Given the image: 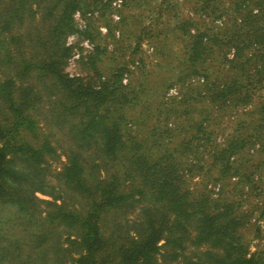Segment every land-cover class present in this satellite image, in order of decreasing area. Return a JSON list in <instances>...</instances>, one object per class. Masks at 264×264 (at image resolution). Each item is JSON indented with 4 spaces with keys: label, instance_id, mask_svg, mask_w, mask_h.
I'll use <instances>...</instances> for the list:
<instances>
[{
    "label": "rangeland",
    "instance_id": "374dc122",
    "mask_svg": "<svg viewBox=\"0 0 264 264\" xmlns=\"http://www.w3.org/2000/svg\"><path fill=\"white\" fill-rule=\"evenodd\" d=\"M16 1V16L11 24L16 36L15 39L7 36L4 41L21 47V58H26L30 56V42L34 38H43L49 22L55 23L61 3L53 2L51 9L45 10L49 1ZM77 1L80 2V9L72 15V31H68L65 24L63 26L64 45L68 49L63 63L64 74L79 79L86 87L101 89L108 94L109 89L114 90L116 94L125 95L123 97L128 102L123 103L122 109H118L122 103L117 100L98 103L94 97H83L80 103L75 102L47 72L34 66L27 75L14 77L18 83L33 86L30 93L36 101L34 119L37 130L27 136L26 142L39 146L46 141L52 148L38 167L16 155L13 165L24 168L27 174L20 182L23 188L20 195L24 199L18 200L15 205L0 200V264H79L76 260L81 245L75 241L80 231L60 221L56 212L61 206L68 211L86 212L94 198L75 192L65 182V166L72 154H78L89 186L101 179L109 182V176L114 173L122 184L125 179L119 167L121 165L103 148L104 129H100L98 123L94 122L85 139L81 140L82 131L91 121V114H96V121L102 117L109 125V111L117 109L131 120L130 130L124 129L126 141L127 136L140 140L149 137L152 132L162 134L169 130L172 134L169 149L182 147L177 154L181 162L180 170L175 174L192 194L201 195L210 191L212 197L218 196L220 185L215 181L217 173L210 171L213 158L206 152L208 148L203 147L205 151H202L199 147L196 154L198 166L193 168L190 165L195 160L190 144L197 142L191 140L192 135L196 138L193 125L206 116L204 112H209L211 117L206 118V126L209 124L215 137L212 150L209 148L212 152L225 148L235 124L243 122L251 126L261 118L258 107L264 99V90L252 91V104L247 107L216 112L209 107L205 97L201 98L204 95L201 76H188L183 72L188 64L184 61L185 51L192 35L203 32L220 40L225 33L235 31L232 26L235 14L229 10L232 0ZM47 31L50 32L49 29ZM41 45L35 46L37 51L41 50ZM217 54L213 55L208 66L219 61ZM16 57L20 59V55L16 54ZM32 60L30 62L40 63L37 57ZM8 72L12 77L16 74V70L8 66V69L0 71V78ZM205 73L210 82L221 75V72L208 67ZM73 103L80 106L73 107ZM249 133V130H244V134ZM126 143L125 153L129 154L132 152L129 150L131 143ZM257 149L258 146L251 144L242 159L237 154L231 157L230 165H237L247 176L250 168L262 160ZM262 164L263 170L256 173H261L264 182ZM117 167L120 172H117ZM261 187L252 196L248 195L243 203V211L252 212L253 223L256 219L253 227L246 226L241 232L249 243L250 253L264 250V208L260 211L264 185ZM146 203L141 201L127 211L116 210L105 214L101 228L105 236L113 232L114 239L121 237L117 240L125 242L130 234H135L141 221L139 210ZM257 232L258 235H255ZM163 244L164 241L159 243ZM206 250L208 246L190 245L185 251H177L171 256L169 247H164L148 264H182L189 259L202 258ZM101 255L109 259V250Z\"/></svg>",
    "mask_w": 264,
    "mask_h": 264
},
{
    "label": "trees",
    "instance_id": "16d2710c",
    "mask_svg": "<svg viewBox=\"0 0 264 264\" xmlns=\"http://www.w3.org/2000/svg\"><path fill=\"white\" fill-rule=\"evenodd\" d=\"M44 1H49L45 10L51 9L53 2L61 3L58 16L55 23L49 22L47 28L50 32L47 29L43 38H34L30 42V56L21 58V47L4 41L7 36L12 39L16 36L13 35L11 24L16 16L17 8L14 7L17 1L0 0V71L8 69V66L16 70L13 77L8 72L1 77L3 79L0 78V200L13 205L24 199L20 195L23 191L20 182L27 175L24 168L13 165L16 155H21L24 162L38 167L52 148L46 141L39 146L26 142L27 136L35 134L37 130L34 119L36 101L31 96L33 86L18 83L14 77L27 75L34 66L47 72L53 82L58 83L75 102L80 103L83 97H94L98 103L117 100L122 103L118 109L128 102L125 95L116 94L114 90L109 89L108 94L101 89L86 87L79 79L64 74L63 63L68 49L64 45L63 26L65 24L67 30L72 31L71 18L80 9V2ZM230 6L231 14H235L232 18L235 31L225 33L220 40L213 34L208 37L199 32L191 36V43L185 51L184 61L188 64L183 72L188 76H201L204 94L201 98L205 97L209 107L216 112L247 107L252 104V91L264 90V0H232ZM40 43L41 50L37 51L35 46ZM219 43L222 45L216 48ZM217 52L219 61L208 66ZM16 54L20 55V59ZM35 57L40 63L30 62ZM207 67L221 72V75L211 82L207 81ZM72 106L78 107L80 104L73 103ZM258 111L261 114L259 120L251 126L243 122L235 124L225 148L217 151L211 152L215 137L209 124L206 126V118L211 117L209 112H204L206 116L193 125L196 138L192 135L191 140L197 142L190 144L195 157L190 165L193 168L198 166L196 154L199 147L208 148L206 152L212 154L213 158L210 171L217 173L215 181L220 185L216 197H212L210 191L201 195L192 194L184 187L182 179L175 174L180 170L181 162L177 154L182 147L169 149L172 139L169 130L162 134L152 132L149 137L140 140L127 136L126 141L124 129L130 130L128 126L131 120L117 109L109 111V125L102 117L96 121V114H91V121L82 131L81 140L85 139L93 123H98L100 129H104L103 148L109 157L121 165L119 167L125 179L122 184L114 173L109 176V182L101 179L89 186L78 154H72L69 159L63 172L65 182L75 192L94 198L86 212L76 209L68 211L63 206L56 212L60 221L80 231L75 241L81 245L76 261L79 264H148L161 248L169 247V255L173 256L177 251H185L190 245H204L208 246V250L202 258L189 259L182 264H264V250L250 253L249 243L241 234L246 226L253 227L256 221L252 222V212L243 211V203L247 201L248 195L252 196L264 185L261 173H256L263 170L264 163V99ZM244 130L250 133L244 134ZM126 142L131 143L129 150L132 152L129 154L125 153ZM251 144L253 147L258 146L257 154L262 160H258L257 165L250 168L251 172L244 176L237 165H230L229 159L235 154L242 159ZM261 199L260 211L264 208V196ZM141 201L147 203L139 210L141 221L135 234H130L125 242L117 240L121 237L114 239L113 232L105 236L101 230L105 214L116 210L127 211ZM161 241H164L162 246L159 245ZM105 250H109V259L101 255Z\"/></svg>",
    "mask_w": 264,
    "mask_h": 264
}]
</instances>
